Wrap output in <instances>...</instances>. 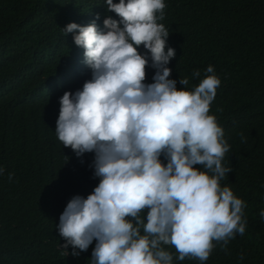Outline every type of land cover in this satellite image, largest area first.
I'll list each match as a JSON object with an SVG mask.
<instances>
[{"label":"clouds","instance_id":"clouds-1","mask_svg":"<svg viewBox=\"0 0 264 264\" xmlns=\"http://www.w3.org/2000/svg\"><path fill=\"white\" fill-rule=\"evenodd\" d=\"M106 5L119 19L107 16L103 29L99 13L86 26L62 29L82 50L73 64L89 80L59 98L55 136L77 157L94 153L99 183L86 198L73 196L60 214L61 255L79 257L95 241L90 264H173L165 246L178 261L205 264L217 246L227 253L248 224L246 202L221 185L232 172L223 163L230 145L209 114L221 80L209 65L203 79L192 72L198 85L189 90V78L180 77L185 87L177 89L168 67L175 49L159 23L164 0ZM146 67L155 70L152 83ZM259 216L264 221V209Z\"/></svg>","mask_w":264,"mask_h":264},{"label":"trees","instance_id":"trees-1","mask_svg":"<svg viewBox=\"0 0 264 264\" xmlns=\"http://www.w3.org/2000/svg\"><path fill=\"white\" fill-rule=\"evenodd\" d=\"M164 2L159 23L176 53L170 79L180 90V77L189 78L190 90L199 83L194 70L203 79L214 67L221 84L209 114L224 130L230 151L223 163L232 168L221 185L247 204L245 234L229 242L227 253L214 248L205 264H264V0ZM106 8V0H0V264H90L95 241L79 257L61 255L56 225L73 196L86 198L98 186L94 153L77 157L55 128L59 98L89 80L73 64L82 50L62 29L73 22L86 26L97 13L103 29L107 16L119 19ZM146 70L152 83L155 70ZM165 248L173 264H200L178 261L175 249Z\"/></svg>","mask_w":264,"mask_h":264}]
</instances>
